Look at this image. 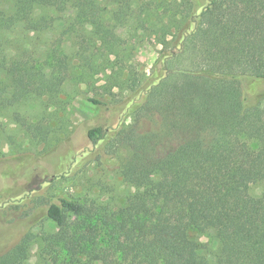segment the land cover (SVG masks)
Instances as JSON below:
<instances>
[{
  "label": "trees",
  "instance_id": "16d2710c",
  "mask_svg": "<svg viewBox=\"0 0 264 264\" xmlns=\"http://www.w3.org/2000/svg\"><path fill=\"white\" fill-rule=\"evenodd\" d=\"M53 5L70 11L68 34L90 27L111 52L119 31L153 34L161 48L136 109L155 126L114 135L127 146L117 174L134 190L121 207L60 199L45 213L54 230L27 231L0 264H27L33 247L46 264H264V91L245 89L264 83V0H0V31L46 32ZM3 50L0 101L58 90L49 67L7 63ZM106 136L87 131L94 147ZM207 233L218 242L209 256Z\"/></svg>",
  "mask_w": 264,
  "mask_h": 264
},
{
  "label": "rangeland",
  "instance_id": "374dc122",
  "mask_svg": "<svg viewBox=\"0 0 264 264\" xmlns=\"http://www.w3.org/2000/svg\"><path fill=\"white\" fill-rule=\"evenodd\" d=\"M48 14L55 20L46 32L0 31L7 63L20 61L28 68L42 64L58 82L53 93L30 95L14 104L0 101V254L29 230L52 232L45 213L60 199L83 203L99 197L114 210L121 207L134 190L117 174L127 146L119 148L114 135L155 126L154 119L136 109L161 48L153 34L119 31L111 52L95 40L90 27L80 31L74 26L75 32L68 34L70 11L53 5ZM83 49L91 66L83 61ZM0 80L6 84L4 73ZM21 83L32 87L34 73L21 72ZM245 89L264 91V83L246 82ZM91 99L104 106H94ZM96 126L107 136L94 147L87 131ZM251 193L259 195L261 189L251 186ZM198 240L205 256L217 251L212 234ZM45 261L33 247L27 264Z\"/></svg>",
  "mask_w": 264,
  "mask_h": 264
}]
</instances>
